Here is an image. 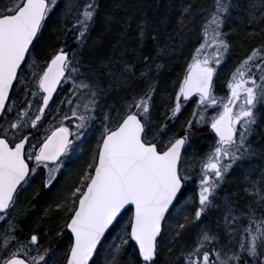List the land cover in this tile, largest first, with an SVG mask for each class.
I'll return each mask as SVG.
<instances>
[{
    "label": "snow or ice",
    "instance_id": "1",
    "mask_svg": "<svg viewBox=\"0 0 264 264\" xmlns=\"http://www.w3.org/2000/svg\"><path fill=\"white\" fill-rule=\"evenodd\" d=\"M59 2L0 0V221H8L0 232V264H54L55 259L99 264L92 258L100 255L112 228L118 235L108 245L104 264H157L162 247L169 253L175 249L171 264H264V131L258 127L264 122V43L236 64L226 95L215 94L214 81L215 65L231 46L234 16L257 26L250 32L264 35V0H168L165 11L175 9V31L163 45L158 25L168 30L169 16L154 22L141 12L134 48L142 56L139 68L123 54L97 65L85 60L83 48L99 0H67L53 28L63 39L43 60L35 58ZM112 19L106 14V22ZM132 19L130 13L125 29L132 27ZM195 31L200 35L191 59L173 81L177 86L163 118L155 119L163 67L157 53L182 46ZM149 35L154 51L144 54ZM206 48L214 49L211 56ZM193 102L175 129L178 114ZM41 126L46 131L35 147L32 129ZM93 130L95 144L78 183L54 204L64 212L58 235L69 240L56 256L40 245L36 231L21 238L18 219L10 214L31 173L42 166L48 170L44 186L51 185L65 158L77 151L74 141ZM209 130L215 135L201 152L197 142ZM253 136L261 142L254 144ZM236 168L242 170L245 197L225 190ZM192 180L196 194L188 196L185 186ZM186 199L193 201L187 211ZM125 213L128 219L122 223ZM130 243L134 252L124 260Z\"/></svg>",
    "mask_w": 264,
    "mask_h": 264
},
{
    "label": "rangeland",
    "instance_id": "2",
    "mask_svg": "<svg viewBox=\"0 0 264 264\" xmlns=\"http://www.w3.org/2000/svg\"><path fill=\"white\" fill-rule=\"evenodd\" d=\"M157 2V0H152ZM247 1V0H246ZM67 2V0H60L59 4L57 5L55 11H53L48 24L45 29H44V39L41 43L40 46L37 47V49L34 51L33 55L35 58H38L39 60H43L45 55H47L46 52H44L42 55H40L41 52H43L45 49H50L51 47L49 45H54L53 47H58L59 46V40L57 39V34L58 32L53 31V28L56 26V21L58 18V15L63 8L64 4ZM132 14V13H131ZM129 15V14H128ZM128 15H126L125 19L127 20ZM136 24V23H135ZM235 25V26H234ZM233 30L241 29V28H246V26L243 23H232L230 27H233ZM252 27L253 25H247ZM135 29V25H134ZM131 28H128L129 34L132 32V34L135 36V30ZM46 30V31H45ZM232 30V33H233ZM167 34L166 36L161 35V37L165 38L164 40L161 39V45L168 43V40L166 39L167 37H171L174 35V27H170L168 30H166ZM165 31V32H166ZM164 31H161L163 33ZM47 35V36H46ZM199 32L195 31L191 35L186 36L183 40V45L177 44L175 49H169L168 54L163 55L157 53V55L160 56L163 67L160 69L161 73H166L167 71L165 68H167V64L165 61L170 59V57L174 55H180L181 56V64L182 66L180 69H178V75L176 77V80L182 77L183 71L187 66V61L191 59V53L195 49L197 43H198V37H199ZM233 35V34H232ZM243 37V36H242ZM151 38V36H150ZM229 38L233 39V36L229 34ZM179 39V37H177ZM151 40V39H150ZM211 42V41H210ZM264 43V41H262ZM210 44V43H209ZM258 45V44H256ZM255 45V46H256ZM151 46H152V52L154 51V45L151 40ZM44 50H43V48ZM209 49V50H208ZM208 50L209 55L211 56L212 52L214 51L213 48H206L205 51ZM189 53V54H188ZM124 55L122 52L120 55ZM242 55V54H241ZM116 57V56H115ZM186 57V58H185ZM112 59L113 56H110ZM125 58V57H124ZM133 60L136 63V66L139 68L141 63L143 62L140 57H134V55L131 58H126ZM240 60H235L233 62L229 63V57L225 53L224 59L221 61L220 65H215L217 68V71L215 72L214 75V81H215V94L217 96L221 95H226L227 89L225 87L226 81L228 77L230 76L231 72L234 70L236 64L239 63ZM170 69V64L169 67ZM172 69V68H171ZM174 70V68H173ZM139 85L142 87L141 83L139 80ZM173 85V83L171 84ZM177 85H174V88ZM172 87V86H171ZM174 88L173 90L167 92L166 95L159 97L158 101H155V107H154V118L155 119H162L163 114L165 112V106L170 105V99L169 96L172 95L174 96ZM142 90V88L140 89ZM62 94V93H61ZM194 105L193 103L188 104L182 111V113H179V119L175 121V129H179L181 127V122H183L187 116L190 114L191 109ZM54 111V109H53ZM49 120H44V125L49 124ZM261 124H264L262 122ZM55 126V125H53ZM33 134H34V139H33V144L35 147H38L39 144L36 143L37 140L42 142V138L44 135V132L46 131V128L44 126H41L40 129H33ZM95 136H96V131H89L86 135V137L82 138L81 142H76L74 141V144H77V151L74 153L70 154L68 157L65 158V160L62 163L61 168L57 171L56 176L53 179V183L49 185L48 187L44 186V179L45 176L47 175L48 170L43 168L42 166L38 168L37 172L31 173L30 175V183H28L19 193L18 200L16 202L15 208L13 212L10 214V218L12 219H18L20 227L17 229L18 235L23 238L25 236L30 235L32 231H36V228L38 227V222L37 220L35 221L34 218L36 215L41 217L42 219H47V217L51 215H55L56 218L53 219V226L55 229L49 230L48 227L44 226V228L38 233L39 234V243L43 248H48L51 252H55L56 256H59L61 253H63L69 243L68 236L67 235H58L56 236L57 233H60V228L63 225V218H64V212L56 209L54 207V204L59 202H50L48 205H43L41 207V210L37 211L39 208L37 207V204L45 198L46 194L53 190H58L59 192L67 191L70 189L75 183H78V176L81 172V169L85 163L86 160L90 158L91 154V148L95 144ZM214 137L211 132L209 131V134L207 135L206 138H202L197 142V146L200 148L201 152L207 151L208 145L211 143V139ZM252 142L254 144H259L261 141L256 138V136H253ZM259 163V162H258ZM80 164V165H79ZM81 168V169H78ZM242 170L240 168L234 169L231 174L229 175L228 180L225 183V190H227L230 193H233L239 197H245L244 192L242 191L243 189V177H242ZM195 181V180H192ZM192 181L188 182L186 184V189H187V195L192 196L194 192V186L197 187L196 183L192 184ZM230 181V182H229ZM223 194V190H222ZM59 197V196H57ZM61 199V198H60ZM246 200V198H245ZM245 200H241V203H244ZM190 199H186L185 203L187 204ZM189 210V209H188ZM179 209L174 210V218H178L177 215L179 213ZM187 211V209H185ZM31 218V219H29ZM212 220H215V213L212 214L210 217ZM128 219V214H126V217L122 219V223ZM27 220V221H26ZM8 221H0V232H3L5 228L7 227ZM25 227V230H24ZM27 227V228H26ZM63 227V226H62ZM117 230L113 228L111 233L108 235V237L105 240V243L103 245L101 255L98 258L99 264L101 263L102 257L106 256L105 252L108 248V245L112 243L113 237L117 236ZM60 236V237H59ZM47 241V242H45ZM117 243L119 241H116ZM179 245V244H178ZM163 254L162 257H160L159 262L157 264H165V260L167 258L168 254V248L163 247L162 250ZM63 262L62 259H55L54 264H61Z\"/></svg>",
    "mask_w": 264,
    "mask_h": 264
},
{
    "label": "trees",
    "instance_id": "3",
    "mask_svg": "<svg viewBox=\"0 0 264 264\" xmlns=\"http://www.w3.org/2000/svg\"><path fill=\"white\" fill-rule=\"evenodd\" d=\"M121 2H123V4L126 5L127 7L126 8L125 7H119V8L115 7V5ZM99 3H100L99 12L97 14L95 23L91 26L90 32L88 33L87 42L83 48L85 60L91 62L93 65H97L101 61L110 60L111 59L110 56H113V57L120 56L122 52L124 53L125 58H131L134 55V57H137V58L140 57V59L142 60V56H139L137 53L134 52V48L136 44V37L132 34V32L129 34L130 31L128 32V29H125V23H127V20L125 19L126 15L130 13H132L133 15V19L131 21L132 29H134V25L139 19L141 12H146L149 18L154 22H158L160 16H164V15L169 16L168 29L170 27H173V24L175 21V15L173 14L175 12V9H173V13H168L165 11L168 0H159V7H156V2L154 3V1L152 0H99ZM172 3L178 4L179 0H172ZM241 3L246 4L247 1L241 0ZM109 13L112 14L113 16V19L110 23L106 22L105 20L106 14H109ZM232 23H241V20L234 16ZM244 25L246 26V28L245 27L241 29L236 28L235 30H233V33L232 31H229L228 33V37H229V34L233 36V39L229 38L231 46H230V49L226 52L227 56L229 57V63L235 60L243 59L244 56L250 52L252 47H255L256 44H260L262 43V41H264V35H261L259 32L249 31L250 28L257 27L256 25H253L252 27L247 26V24H244ZM158 26L161 27V31H164L163 33H161V35L164 34V36H166L167 34L165 33H167V31L163 29L162 25H158ZM234 26L232 28H234ZM61 39L63 38L61 37L60 40ZM150 39L151 38L149 35L147 37V42L145 43L144 48H143L144 54H148L152 52V46H151ZM161 39L164 40L165 38L161 37ZM209 43L211 42L209 41ZM49 46L53 47L54 45H49ZM48 51L49 49H45L43 52L40 53V55H42L44 52L48 53ZM180 55L182 54L174 55L170 57V59L165 61L166 64L168 63L166 66L167 68H165V70L167 71L166 73L165 72L161 73V71L159 72L157 89L155 93V101L159 100V97H161V94L162 96H165L166 91L169 92L173 90L174 88L173 81L176 80V77L178 75L177 71L182 66ZM169 64H170V69L168 68ZM172 83L173 85H171ZM136 87L138 88V90L142 88L139 85L138 81H136ZM69 126L71 127L72 125H69ZM258 127L260 130L264 131V124H260ZM78 169H81V168H78ZM196 188L197 187L194 188V192L192 196H195ZM65 194H66V191L59 192L57 189L56 190L52 189L46 194L45 198L42 199L37 204V207L39 209L35 212H38L39 210H41V207L45 204L48 205L50 204V202L59 201L60 198H62ZM186 205L187 207L185 209L187 210L192 209L193 201L190 199V201H188ZM125 217L126 215L123 216V218ZM54 218H56L55 215H51L47 217V219H42L41 217L36 215L34 218V220L35 221L37 220L38 222V227L36 228V232L39 233L44 228V226L48 227L49 230L55 229L53 226H51L53 224ZM62 226L60 229H63ZM24 230H25V227H24ZM64 232L66 233L65 229H64ZM56 236H58V233L56 234ZM104 243L105 241L102 243V247L100 248V255H101V251H102ZM178 244L179 242L176 243V248H179ZM162 250H163V247L160 250V254H159L157 262H159L160 257H162V254H163ZM133 252H134V247L130 243L129 245L126 246V249L124 251L122 258L124 260H127L129 255L132 254ZM174 252H175V249L173 250V253L168 252L167 258L165 260V264H171V260H172ZM100 255L95 256L94 260L98 261V258L100 257ZM107 259H109V257L107 256L102 257L101 263L104 264L105 260ZM61 264H63V262Z\"/></svg>",
    "mask_w": 264,
    "mask_h": 264
},
{
    "label": "flooded vegetation",
    "instance_id": "4",
    "mask_svg": "<svg viewBox=\"0 0 264 264\" xmlns=\"http://www.w3.org/2000/svg\"><path fill=\"white\" fill-rule=\"evenodd\" d=\"M227 93V92H226ZM192 184H195V181H192Z\"/></svg>",
    "mask_w": 264,
    "mask_h": 264
},
{
    "label": "water",
    "instance_id": "5",
    "mask_svg": "<svg viewBox=\"0 0 264 264\" xmlns=\"http://www.w3.org/2000/svg\"><path fill=\"white\" fill-rule=\"evenodd\" d=\"M212 134L215 135L214 133H212ZM66 232H67V230H66ZM106 234H107V232H106ZM93 258H94V257H93ZM93 258H92V259H93Z\"/></svg>",
    "mask_w": 264,
    "mask_h": 264
}]
</instances>
